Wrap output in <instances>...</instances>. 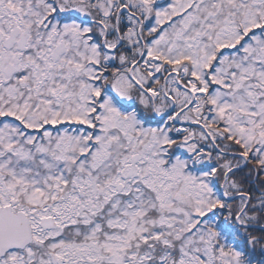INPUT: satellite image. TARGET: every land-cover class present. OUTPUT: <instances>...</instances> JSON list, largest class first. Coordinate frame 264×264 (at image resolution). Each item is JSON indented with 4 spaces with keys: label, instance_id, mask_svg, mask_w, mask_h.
Returning <instances> with one entry per match:
<instances>
[{
    "label": "snow or ice",
    "instance_id": "snow-or-ice-1",
    "mask_svg": "<svg viewBox=\"0 0 264 264\" xmlns=\"http://www.w3.org/2000/svg\"><path fill=\"white\" fill-rule=\"evenodd\" d=\"M0 264H264V0H0Z\"/></svg>",
    "mask_w": 264,
    "mask_h": 264
}]
</instances>
